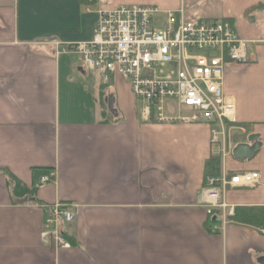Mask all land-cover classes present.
Listing matches in <instances>:
<instances>
[{"label": "crops", "instance_id": "obj_1", "mask_svg": "<svg viewBox=\"0 0 264 264\" xmlns=\"http://www.w3.org/2000/svg\"><path fill=\"white\" fill-rule=\"evenodd\" d=\"M263 2L0 0V264H264V11L246 16ZM126 5L229 20L248 42L249 62L228 65L223 88L235 126L261 147L243 161L226 157L224 166L258 172L260 184L224 197L239 215H262L253 224L231 218L221 232L208 229L198 205L207 162L218 157L208 124L146 122L129 85L105 82L77 55L57 53L53 42L91 40L98 12ZM34 168L56 177L39 187ZM11 177L37 186L35 195L16 197ZM56 203L76 213L69 249L41 239Z\"/></svg>", "mask_w": 264, "mask_h": 264}, {"label": "built area", "instance_id": "obj_2", "mask_svg": "<svg viewBox=\"0 0 264 264\" xmlns=\"http://www.w3.org/2000/svg\"><path fill=\"white\" fill-rule=\"evenodd\" d=\"M52 44L60 47L58 54L77 55L85 71L99 74L105 82L116 74L127 81L144 121L210 126V145L221 170L219 175L206 173L198 205L207 211L209 231H223L236 213L225 200L226 191L260 184L258 172L231 173L224 166L236 147V132L246 133L245 128L235 126V105L223 88L226 67L249 62L248 42L238 36L231 21L187 20L183 7L164 11L156 6L126 5L100 10L91 40ZM168 109L177 114H169ZM55 177V171H50L40 183ZM75 215L68 205H51L42 241L69 249L65 234Z\"/></svg>", "mask_w": 264, "mask_h": 264}, {"label": "trees", "instance_id": "obj_3", "mask_svg": "<svg viewBox=\"0 0 264 264\" xmlns=\"http://www.w3.org/2000/svg\"><path fill=\"white\" fill-rule=\"evenodd\" d=\"M85 2H88V0H82V3H85ZM258 11H264V2L254 6L253 8H251L246 13V16L251 20H255L256 17L254 16V13L258 12ZM220 170H221L220 159L218 157H212L207 162L206 171L210 174L219 175ZM49 171H50V169H37V168L32 169V173L34 175V180H36V182H37L38 180H40V178L42 176L49 173ZM10 179L12 180L11 181L12 192L16 197L25 198V197L35 195L37 186L34 185L31 189H28L20 181H16L12 177ZM261 218H262V215H260V214H254V213H250V212L245 213V211H242L241 215H239V211H236L235 217L233 218V220H238V221L241 220L244 223H252L253 224L256 221L255 219H261Z\"/></svg>", "mask_w": 264, "mask_h": 264}, {"label": "water", "instance_id": "obj_4", "mask_svg": "<svg viewBox=\"0 0 264 264\" xmlns=\"http://www.w3.org/2000/svg\"><path fill=\"white\" fill-rule=\"evenodd\" d=\"M108 108L112 110L113 108V102L112 99L108 100ZM250 144H239L235 147L233 151V156L237 160H246L248 158H251L256 150H258L261 147L260 142H258V136L252 135L248 139ZM262 262L264 263V258L262 259Z\"/></svg>", "mask_w": 264, "mask_h": 264}, {"label": "rangeland", "instance_id": "obj_5", "mask_svg": "<svg viewBox=\"0 0 264 264\" xmlns=\"http://www.w3.org/2000/svg\"><path fill=\"white\" fill-rule=\"evenodd\" d=\"M99 75V74H96ZM118 80H121L123 83H125L126 85H129V83L127 81H125L121 76H119L118 74H116L112 79L107 80L106 82L113 84V83H118ZM134 98V97H133ZM168 113L169 114H177L175 113V111L168 109ZM248 137L246 135H242L240 132H236L235 136H234V143L238 144L239 142H245L248 141L247 139ZM39 187H40V183H39Z\"/></svg>", "mask_w": 264, "mask_h": 264}]
</instances>
